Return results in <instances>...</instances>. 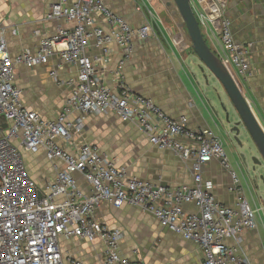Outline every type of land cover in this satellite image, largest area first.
I'll list each match as a JSON object with an SVG mask.
<instances>
[{
	"label": "built area",
	"instance_id": "2783aa9c",
	"mask_svg": "<svg viewBox=\"0 0 264 264\" xmlns=\"http://www.w3.org/2000/svg\"><path fill=\"white\" fill-rule=\"evenodd\" d=\"M229 1L190 3L206 42L213 44L212 51L240 87V79L253 76L254 44L237 41ZM46 19L66 25L59 23L35 52L27 49L15 58L9 53L6 30L0 28V264H79L66 258L61 246L62 239L73 238L101 240L106 247L104 264H148L140 257L123 256V232L95 220L96 210L106 203L152 214L163 228L202 249L201 264H254L243 233L257 230L259 221L264 225V211L244 197L222 140L212 130H192L185 115H168L126 81L124 68L134 55L135 41L156 36L152 23L146 20L133 27L104 0H59L50 6ZM92 49L101 54L91 55ZM116 49L120 60L110 87L99 67H107ZM52 58L76 66L78 82L57 118L49 120L24 106L15 66L31 69ZM51 75L57 78L55 72ZM111 113L138 126L152 146L192 163L193 184L173 188L132 176L94 144L67 149L74 146V136L83 131L89 116ZM26 153L43 154L56 172L53 180L40 186L28 170ZM212 161L230 176L229 191L237 196L233 206L219 202L213 183L203 177L204 166ZM77 175L83 176L88 190L80 187ZM187 205L196 211L186 212Z\"/></svg>",
	"mask_w": 264,
	"mask_h": 264
},
{
	"label": "crops",
	"instance_id": "0c3cea01",
	"mask_svg": "<svg viewBox=\"0 0 264 264\" xmlns=\"http://www.w3.org/2000/svg\"><path fill=\"white\" fill-rule=\"evenodd\" d=\"M104 1L107 7L121 15L133 27H139L147 20L152 23L156 32V36L147 41H135L134 55L124 68L130 88L135 93L152 99L174 118L185 115L192 130H212L224 145L232 143L230 151L233 153L234 140L229 134L224 113L208 99L187 67L183 51H187L191 43L186 28L181 27L182 19L176 7L172 6V24H169L151 11L149 0ZM250 1L230 0L228 15L234 22L237 41L254 44L251 53L253 76L239 78L240 88L264 126V0H252L257 1L255 5H251ZM58 2L59 0H0V28L6 30L12 58L27 49L35 52L44 38L55 34L59 23L66 25L62 21L46 19L50 6ZM144 8L150 9L149 16ZM259 23L261 25L258 27ZM173 26L177 28L176 33ZM14 30L16 34H13ZM177 42H181L182 46H177ZM207 43L213 48L210 41ZM90 53L93 56L101 54L96 49H92ZM119 60L120 52L116 49L107 67H99L103 82L110 87L115 85L112 72ZM52 72L57 74V80L51 75ZM15 73L16 85L23 90L24 106L49 120L57 118L78 82V68L61 63L59 58H52L48 64L31 69L16 65ZM206 81L208 84L207 78ZM76 116L77 113H74L70 119L74 120ZM113 121L128 126V123L122 122L112 113L89 116L83 131L74 136V146L67 149L75 151L83 144H94L116 158L118 165L125 168L129 166L128 172L132 176L173 188L193 184L192 163L183 162L173 151L152 146L136 125L142 132V138H138L136 134H123V138L134 144L130 154L110 145L106 134L112 130L115 137L120 131L110 125ZM28 157L32 160L29 167L27 165L28 170L40 186L53 180L56 172L43 154L26 153L25 159ZM76 177L80 187L88 190L89 186L83 176ZM203 177L213 183L212 192L219 202L227 206L235 205L237 196L229 191L230 176L218 161L204 166ZM185 211L195 212L196 208L187 205ZM94 218L111 229L123 232L121 251L127 258L140 257L148 264H201L204 261V253L199 246L163 228L152 214L139 208L128 205L116 208L106 203L96 210ZM243 239L253 263L264 264V243L259 228L243 233ZM61 246L65 257L79 264H104L106 247L99 239L94 242L78 238L62 239Z\"/></svg>",
	"mask_w": 264,
	"mask_h": 264
},
{
	"label": "rangeland",
	"instance_id": "374dc122",
	"mask_svg": "<svg viewBox=\"0 0 264 264\" xmlns=\"http://www.w3.org/2000/svg\"><path fill=\"white\" fill-rule=\"evenodd\" d=\"M138 1L142 2V0H138ZM168 1L170 0H149L148 6L150 7L151 11L153 13L155 12L161 20H163L164 22L168 21L169 24H172L171 13L174 10L173 8L174 6L173 7L167 6L166 3ZM250 3L251 5H255L257 4V1L253 2L251 0ZM144 9L147 15L149 16L148 11L150 9L149 8H144ZM260 25L261 24L259 23L258 27ZM233 27H234V22H233ZM173 28H174V32L176 33L177 28H175L174 26ZM158 34L161 35L159 32ZM183 52H184V57L186 59L185 61L187 63V67L189 68V71L192 74L196 83L200 85L201 90L205 93V95H207L208 99L219 108L220 112L224 113L223 108L226 107L228 112L231 113V117H233L234 111L232 109V106L230 105L229 99L222 84L210 71H208V69H206L205 72H202L201 70L202 63L196 56L192 45L187 51L184 50ZM206 78L208 79V84ZM224 116L226 119V113H224ZM110 125L114 129H119L120 131L116 134L115 137L113 136L114 133L112 130L109 133H107L106 139L108 140V143H110V145L116 146L117 149H120L124 153L130 154L132 148H134V144L129 139L123 138L124 136L123 134H127V133L136 134L138 138H142L141 137L142 132L138 130L135 127V125L132 126V124H128L127 126L122 123H116L113 121L110 123ZM121 125H122V129H120ZM240 140L242 142V146L238 145L236 142L233 141V144L235 146V148H233V153H231L230 151L232 143H229V145L228 144L224 145L225 152L229 158L231 166L239 174L244 190V197L253 207H255L256 204L264 211V161L259 151L257 150L254 142L252 141L250 136H248L247 133L245 134L243 133L240 137ZM255 158L260 160L262 164H255L254 163ZM25 160L29 167V165L32 163L31 158L28 157ZM259 230L262 241L264 243V225L261 221H259ZM251 260L252 262L254 261L252 257Z\"/></svg>",
	"mask_w": 264,
	"mask_h": 264
},
{
	"label": "water",
	"instance_id": "95a60500",
	"mask_svg": "<svg viewBox=\"0 0 264 264\" xmlns=\"http://www.w3.org/2000/svg\"><path fill=\"white\" fill-rule=\"evenodd\" d=\"M166 5L176 7V11L182 19L181 27L186 28L195 54L202 63V72L208 69L222 84L227 94L234 111L233 117H231L227 108H223L226 113L225 122L229 128V134L233 136V140L238 145L242 146L240 137L243 133H247L264 161V126L230 72L207 44L190 0H170ZM254 163L262 164L257 158L254 159Z\"/></svg>",
	"mask_w": 264,
	"mask_h": 264
},
{
	"label": "snow or ice",
	"instance_id": "6c2138e0",
	"mask_svg": "<svg viewBox=\"0 0 264 264\" xmlns=\"http://www.w3.org/2000/svg\"><path fill=\"white\" fill-rule=\"evenodd\" d=\"M217 251H218V249H217Z\"/></svg>",
	"mask_w": 264,
	"mask_h": 264
}]
</instances>
